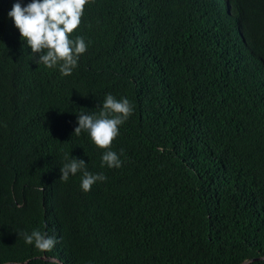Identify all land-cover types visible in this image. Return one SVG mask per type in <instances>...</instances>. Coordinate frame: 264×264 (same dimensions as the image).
<instances>
[{
  "label": "trees",
  "instance_id": "1",
  "mask_svg": "<svg viewBox=\"0 0 264 264\" xmlns=\"http://www.w3.org/2000/svg\"><path fill=\"white\" fill-rule=\"evenodd\" d=\"M15 2L0 0V264H264V0H92L67 77L35 63ZM108 93L134 106L119 168L72 135ZM65 154L107 179L62 181ZM34 229L51 251L25 244Z\"/></svg>",
  "mask_w": 264,
  "mask_h": 264
},
{
  "label": "clouds",
  "instance_id": "2",
  "mask_svg": "<svg viewBox=\"0 0 264 264\" xmlns=\"http://www.w3.org/2000/svg\"><path fill=\"white\" fill-rule=\"evenodd\" d=\"M92 0H30L23 5L21 0L13 3L8 16L18 29L20 39L31 49L36 64L48 69H59L61 76L73 74L78 67L79 58L88 50V42L81 35H75L82 22L85 9ZM74 37V38H73ZM134 106L126 97L117 99L111 93L105 95L98 113L81 112L73 134L87 132L92 143L102 150L101 167L119 168L122 166L120 155L112 150L113 142L120 135V127L133 114ZM65 163L60 168V179L67 182L70 175L81 173V189L84 192L98 181L107 177L103 173H91L87 163L80 158L65 154ZM40 190H43L42 188ZM27 245H33L40 252H49L57 243L55 237L34 229L29 234L20 233ZM264 262V256L260 257ZM53 264H56L53 261ZM242 264H253L252 258H244Z\"/></svg>",
  "mask_w": 264,
  "mask_h": 264
}]
</instances>
